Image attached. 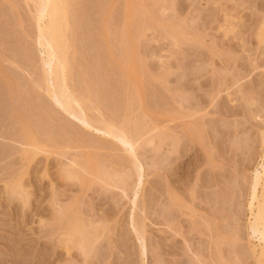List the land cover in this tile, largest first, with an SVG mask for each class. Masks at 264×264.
I'll list each match as a JSON object with an SVG mask.
<instances>
[{"label": "rangeland", "instance_id": "rangeland-1", "mask_svg": "<svg viewBox=\"0 0 264 264\" xmlns=\"http://www.w3.org/2000/svg\"><path fill=\"white\" fill-rule=\"evenodd\" d=\"M56 5L84 122L40 1L0 0V264H264V0Z\"/></svg>", "mask_w": 264, "mask_h": 264}, {"label": "bare ground", "instance_id": "bare-ground-1", "mask_svg": "<svg viewBox=\"0 0 264 264\" xmlns=\"http://www.w3.org/2000/svg\"><path fill=\"white\" fill-rule=\"evenodd\" d=\"M39 1L41 8L38 12L36 23L38 30V46L42 57L41 60L43 61V69H45L46 74V92L54 105L58 106L65 114L73 117V119L84 122L81 120V117L78 118L72 112L71 100L65 89L64 82H62L64 76L63 56L61 53L62 48L60 49V44L57 41L59 14L56 2H58V0ZM46 20L47 22L45 23ZM58 34H60V32ZM85 125L91 128L88 123ZM105 133L111 136V133L108 131ZM129 146L132 147L130 144ZM262 171L263 173L257 177L254 183V193L251 197V200L257 201L258 204L256 205L257 207L255 206L256 209L253 217L252 230L257 233L259 232L260 236H264V165L262 166ZM258 188L260 189V195L256 194Z\"/></svg>", "mask_w": 264, "mask_h": 264}]
</instances>
